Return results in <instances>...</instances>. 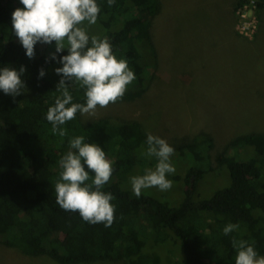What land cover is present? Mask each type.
I'll return each instance as SVG.
<instances>
[{
  "label": "trees",
  "instance_id": "1",
  "mask_svg": "<svg viewBox=\"0 0 264 264\" xmlns=\"http://www.w3.org/2000/svg\"><path fill=\"white\" fill-rule=\"evenodd\" d=\"M240 3L235 1L233 12ZM97 4V22L90 26L85 22L84 27L90 36L107 38L116 57L125 59L135 74L118 102L138 100L153 83L156 45L151 26L160 2L114 0L109 6L108 0H97ZM16 8H23L20 0H0V68L25 69V87L19 95L0 90V242L23 255H46L59 264L120 259L126 264H235L233 238L247 240L263 256L264 135L239 134L214 155L210 134H197L190 141L178 137L170 144L174 148L170 161L184 164V170L167 178L182 184L180 197L172 201L164 192L160 197L145 192L137 197L130 178L157 163L145 155L148 131L135 119L112 122L77 112L74 120L61 126L66 135L53 133L46 115L60 95L56 87L61 75L55 69L62 67L58 59L68 50L55 53V42H37L35 55L29 58L12 29ZM263 8L264 0H258L256 15ZM42 68L45 75L40 77ZM69 91L74 103H86L79 82ZM76 136L99 144L112 162L111 178L102 189L114 197L111 226L86 222L57 202L59 160ZM220 169L225 171L223 184L198 196L201 180L219 175ZM93 177L89 172L86 183L91 184ZM229 223L239 229L225 235Z\"/></svg>",
  "mask_w": 264,
  "mask_h": 264
},
{
  "label": "rangeland",
  "instance_id": "2",
  "mask_svg": "<svg viewBox=\"0 0 264 264\" xmlns=\"http://www.w3.org/2000/svg\"><path fill=\"white\" fill-rule=\"evenodd\" d=\"M159 2L160 13L151 26L156 66L150 91L138 100L98 106L94 115L83 116L104 117L112 122L135 119L169 144L178 137L190 141L197 134L208 133L215 143L211 155L239 134L264 135V8L257 14L256 29L249 37L240 33L243 28L235 12L233 19L225 23L214 17L213 6L205 0ZM183 165H173L175 173L184 170ZM219 173L201 180L198 196H207L223 184L225 171L220 169ZM181 189L180 182L172 181L169 190L153 187L142 192L155 197L164 192L176 201ZM0 264L59 263L46 255H23L0 242Z\"/></svg>",
  "mask_w": 264,
  "mask_h": 264
},
{
  "label": "clouds",
  "instance_id": "3",
  "mask_svg": "<svg viewBox=\"0 0 264 264\" xmlns=\"http://www.w3.org/2000/svg\"><path fill=\"white\" fill-rule=\"evenodd\" d=\"M20 3L23 8H16L12 13V29L29 58L34 57L37 42H55V53L68 50L67 55L58 59L62 67L55 69L61 75L56 87L60 95L46 115L53 133L64 136L66 131L61 126L74 120L77 112L94 115L98 106L104 108L121 99L135 74L125 59L116 57L107 38L90 36L84 27L85 22L89 26L97 22L100 13L97 0H20ZM113 3L114 0H108L109 6ZM55 53L53 59H56ZM24 71L23 66L0 68V90L19 95L25 87ZM44 75L42 68L39 76ZM74 82L85 89L86 103L73 102L69 89ZM146 143L145 155L155 157L157 163L154 168L145 169L144 174L130 178L137 197L143 189L169 190L172 181L167 176L175 173L170 161L173 146L151 132ZM59 166L62 171L55 185L58 204L66 211L78 212L86 222L111 226L115 219V206L111 203L114 197L102 189L110 180L113 168L103 148L97 143L85 142L83 136H76L70 141L69 151L59 160ZM89 172L94 173L91 184L86 183ZM238 229V224L229 223L223 232L228 235ZM232 246L237 253L235 264H264V256L258 255L247 240L233 238Z\"/></svg>",
  "mask_w": 264,
  "mask_h": 264
},
{
  "label": "built area",
  "instance_id": "4",
  "mask_svg": "<svg viewBox=\"0 0 264 264\" xmlns=\"http://www.w3.org/2000/svg\"><path fill=\"white\" fill-rule=\"evenodd\" d=\"M241 3L235 8L236 20L240 26L242 25L243 30L240 33L245 36H249L250 32L256 29L257 15L256 7L258 0H239ZM250 37V36H249Z\"/></svg>",
  "mask_w": 264,
  "mask_h": 264
},
{
  "label": "crops",
  "instance_id": "5",
  "mask_svg": "<svg viewBox=\"0 0 264 264\" xmlns=\"http://www.w3.org/2000/svg\"><path fill=\"white\" fill-rule=\"evenodd\" d=\"M236 0H205L213 6L214 17L224 20L223 22H229L233 19V6Z\"/></svg>",
  "mask_w": 264,
  "mask_h": 264
}]
</instances>
